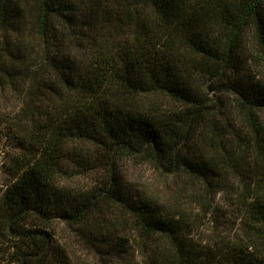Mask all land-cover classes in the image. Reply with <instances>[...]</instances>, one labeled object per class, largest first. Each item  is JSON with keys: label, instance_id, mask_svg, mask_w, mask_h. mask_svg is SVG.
<instances>
[{"label": "trees", "instance_id": "16d2710c", "mask_svg": "<svg viewBox=\"0 0 264 264\" xmlns=\"http://www.w3.org/2000/svg\"><path fill=\"white\" fill-rule=\"evenodd\" d=\"M263 72L264 0H0V100L22 105L2 124L18 151L0 264H73L56 221L113 258L132 242L120 228L153 246L149 264H264ZM129 161L160 174L165 199ZM63 162L91 187L57 183ZM229 175L247 184L251 236L199 245Z\"/></svg>", "mask_w": 264, "mask_h": 264}, {"label": "rangeland", "instance_id": "374dc122", "mask_svg": "<svg viewBox=\"0 0 264 264\" xmlns=\"http://www.w3.org/2000/svg\"><path fill=\"white\" fill-rule=\"evenodd\" d=\"M248 41L251 45L252 38L249 36ZM262 74L264 80V72ZM210 98L213 100H221L222 105H226L228 111H234L232 102L235 97L232 93L222 88H214ZM217 105H220V103H217ZM21 107L20 98L0 100V194L5 190L6 184L11 178L9 174L10 162L18 151L14 141L9 136L10 129L2 124L7 116L12 115L13 118ZM125 165L130 179L137 180L139 185L147 189L148 192L165 199L163 192V184H165V181L159 176V173L151 170L149 165H139L132 161L127 162ZM60 169L61 172L57 171L54 175V179L57 183L84 189L91 187L90 180L85 176H79L74 171L72 164L63 162ZM245 186L247 187V184H245L244 181L239 180L238 177L229 175L224 188L216 196L217 210L213 213L214 215L211 213H201V220L192 235V238L195 239L199 245L208 246L215 241H232L233 239L247 240L251 236V234L247 232V226L244 221L245 211L242 194L246 191ZM198 213L199 211L195 212L192 218L196 217ZM257 229L259 230L260 228L254 227V229L251 230ZM102 230L104 232L107 231L106 228ZM52 231L55 238L64 247L65 251H67L73 264H104L103 258L107 261L106 264H130L129 262H131V264H149V260H151L150 249H152L153 246H149L147 250L141 247L139 241H136L137 235L134 230H131L129 233H121L120 228L116 229V236L119 237L121 236L120 234H122L125 238L129 237L132 242L130 247H128L127 244L123 252L116 255L115 258L107 253L100 254L97 248L87 245L85 243L86 241L82 239L77 231L65 222H54ZM103 245L107 247V245ZM5 255L6 258L9 257L7 254Z\"/></svg>", "mask_w": 264, "mask_h": 264}]
</instances>
